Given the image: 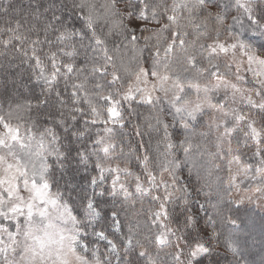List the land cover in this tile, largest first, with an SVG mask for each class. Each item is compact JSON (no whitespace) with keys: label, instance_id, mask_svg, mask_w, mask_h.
<instances>
[{"label":"snow or ice","instance_id":"1","mask_svg":"<svg viewBox=\"0 0 264 264\" xmlns=\"http://www.w3.org/2000/svg\"><path fill=\"white\" fill-rule=\"evenodd\" d=\"M0 264H264V0H0Z\"/></svg>","mask_w":264,"mask_h":264}]
</instances>
